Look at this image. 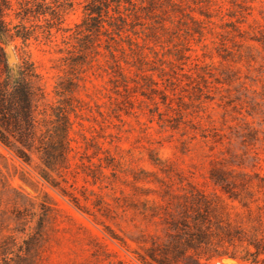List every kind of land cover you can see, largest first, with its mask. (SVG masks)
I'll use <instances>...</instances> for the list:
<instances>
[{"label":"rangeland","instance_id":"374dc122","mask_svg":"<svg viewBox=\"0 0 264 264\" xmlns=\"http://www.w3.org/2000/svg\"><path fill=\"white\" fill-rule=\"evenodd\" d=\"M60 5L51 39L1 45L15 73L32 64L40 109L63 111L80 148L66 170L0 144V264H140L165 240L151 208L191 186L221 195L210 178L224 176L230 191L264 197V0H95L100 18L86 16L91 0ZM117 8L116 42L103 29L69 39L94 18L122 26Z\"/></svg>","mask_w":264,"mask_h":264},{"label":"trees","instance_id":"16d2710c","mask_svg":"<svg viewBox=\"0 0 264 264\" xmlns=\"http://www.w3.org/2000/svg\"><path fill=\"white\" fill-rule=\"evenodd\" d=\"M102 7L114 21L115 17L108 15L109 6L103 3ZM85 10L86 16L91 18L94 15L100 18L103 12L100 5H95V0H91V7ZM63 11L60 0H0V144L26 163L30 162L29 153H36L48 169L59 165L69 170L68 155L80 147L71 145L72 124L68 116L53 108L51 112L40 109L44 94L35 85L37 75L32 64L24 61L15 73L1 45L5 39L26 42L37 39L38 34L51 39L52 31H62L58 23ZM10 13L18 24L7 20ZM115 13L122 26L116 21L108 22L109 30L104 29L94 18L92 21L96 24L88 26L83 21V25L75 26V31L69 29V39L103 29L101 34L116 42L114 36L120 37L126 19L119 8ZM41 20L44 25L34 23L27 27L23 24ZM185 77L192 80V76ZM198 77L205 82L204 76ZM172 79L166 80L171 86L174 85ZM155 92H160L163 104L171 102L164 92ZM42 178L48 182L44 172ZM210 180L220 188L221 195L209 196L191 186L188 195L151 208L149 220L158 219L165 240L158 243L151 239L150 246L137 256L140 264H214L212 261L216 258L264 264V197L260 200L251 194L230 191L229 187L235 184L228 183L224 176H212ZM229 210L234 212L233 217Z\"/></svg>","mask_w":264,"mask_h":264}]
</instances>
